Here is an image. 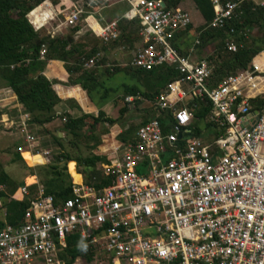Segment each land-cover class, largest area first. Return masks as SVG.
Listing matches in <instances>:
<instances>
[{
	"label": "built area",
	"instance_id": "obj_1",
	"mask_svg": "<svg viewBox=\"0 0 264 264\" xmlns=\"http://www.w3.org/2000/svg\"><path fill=\"white\" fill-rule=\"evenodd\" d=\"M242 1L210 0L207 27H225ZM249 1L264 10V0ZM120 3L125 9L119 15L100 20L103 10ZM58 15L61 24L80 22L102 43L118 38L119 20L135 21L138 44L129 65L145 71L165 65L177 76L154 98V114L137 126L133 140L104 151L110 160L97 167L109 184L80 178L59 201L38 186L16 224L6 222L0 205V264H65L59 254L73 233L92 249L95 264H264V102L251 108L264 94V71L252 58L247 68L212 82V65L194 52L198 33L186 54L172 46L191 21L186 9L163 0H98L89 11L79 3L65 10L35 6L25 17L38 31ZM224 47L235 51L231 37ZM45 54L41 42L38 59ZM100 55L96 51L82 66H94ZM192 99L209 104L202 123L213 130L211 139L193 133ZM28 120L23 112L16 125L26 149L46 156ZM29 193L21 185L9 197Z\"/></svg>",
	"mask_w": 264,
	"mask_h": 264
},
{
	"label": "trees",
	"instance_id": "obj_2",
	"mask_svg": "<svg viewBox=\"0 0 264 264\" xmlns=\"http://www.w3.org/2000/svg\"><path fill=\"white\" fill-rule=\"evenodd\" d=\"M44 0H0V79H3L6 86L14 93L16 100L22 106L24 112L29 113L30 121L36 124H43L50 121L55 116L54 107L60 102L51 88V82L42 74V69L48 58L63 61V66L68 74L65 84L78 85L86 94L89 101L100 105L109 98V93L115 91L110 87H105L103 81L112 74L122 73L134 80L132 84H119L121 95L113 99L114 102L122 100V106L118 108V115L115 118L109 117L101 109H97L95 114L82 113L73 116L64 113L62 128L64 136L57 138L50 135L51 140L58 146L59 151L52 155L49 163L27 167L15 150L13 159L22 163L30 174L37 177V182L42 187L43 194H49L55 201H59L70 195V185L79 180V173L86 184L93 186H104L110 183L109 178L101 175L97 167L99 163L108 162L109 155H73L63 148V143L73 150H78L80 138H84V146L93 149L99 143V137L95 134L97 124L111 126L119 123V119L128 110L129 102L124 101V97L133 96V106H138L141 111L140 121L136 124H129L122 129L117 137L119 141L133 140L134 132L139 124L147 120V112L152 111L151 104L154 98L165 87L166 83L175 79L177 71L173 67L159 65L150 70L136 69L130 65L115 64L99 69L103 60L99 59L94 66L84 68L83 60L92 56L98 49H104L103 43L98 47H91L86 51L73 44L70 38H50L34 31L28 23L25 15L28 11L40 4ZM51 4H58L61 10L79 3L84 10L94 9L98 0H47ZM168 7H175L181 0H163ZM195 9L202 19L201 25L196 29L190 22L185 30L178 31L172 38V46L180 53L186 54L187 48L193 43L195 34L198 33V44L195 45L196 56L206 48L211 50L205 58L211 65V81L217 82L223 76L235 71L247 68L254 55L264 50V10L260 6L254 5L249 0H243L236 16L232 18L225 27L211 28L207 24L213 16V8L210 0H191ZM222 2L224 0H221ZM83 16V15H82ZM81 26L77 23L69 26L70 32L76 31ZM136 26L134 29L131 27ZM119 30L116 44L128 41L131 35L137 36V23L121 19L117 23ZM255 28V34L251 30ZM232 30L231 33L229 30ZM231 37L236 45L235 51H228L224 47V39ZM41 42L47 43V52L44 59H38V49ZM129 43V42H128ZM130 44V43H129ZM73 59L67 62V59ZM67 62V63H66ZM96 99L100 102L97 103ZM144 101L146 106H139ZM264 102V94L251 100L252 109H260ZM149 103V104H148ZM187 107L191 111L192 130L198 134L200 129L198 122H202L209 110V104L192 99L187 102ZM167 115V113L165 114ZM62 117V116H61ZM167 117V116H165ZM162 120V118H160ZM24 157L29 164L28 155ZM37 162V159H35ZM77 169V173L73 170ZM0 185L4 186L0 190V205L4 209L5 220L8 224H16L23 211L27 208L29 200L35 193V185L30 184V195L17 198H10L9 194L19 185L14 184L7 173L0 166ZM66 248L59 254L65 264H72L76 258H82L90 262L93 258L92 249L81 241L77 234L73 233L67 237Z\"/></svg>",
	"mask_w": 264,
	"mask_h": 264
},
{
	"label": "crops",
	"instance_id": "obj_3",
	"mask_svg": "<svg viewBox=\"0 0 264 264\" xmlns=\"http://www.w3.org/2000/svg\"><path fill=\"white\" fill-rule=\"evenodd\" d=\"M62 1L64 3H66V0H62ZM182 1L183 0H181V3H182ZM190 2H191L190 5L192 4L191 5L192 8L195 9L191 0H190ZM187 4H188V1H187ZM47 5H50V8H48ZM59 5H60V3L54 5V4H51L49 1L45 0L44 3L41 2L39 5L36 6V8L41 6L44 9H50V10L52 8L61 9V8H59ZM178 5L180 6V4H178ZM113 7L117 8V4L111 6L110 8L103 10L101 12V14H99V15L105 16V20L109 21L110 19L114 18L115 15H119V14H117L118 11L113 10ZM187 7H189V6H187ZM187 7H185V8H187ZM187 11L189 13V10H187ZM57 18L59 21L55 20V21H51V22L45 24L44 26H42L38 30V32L42 35L48 36V37L53 38V39L54 38H60V37H68L71 39L73 44H75V45L77 44L78 48L82 51H86L89 48L94 47L93 43H98V41L101 43V41L99 39H97L95 36H93L90 33V31H88L83 25H81L76 31L70 32L71 27L65 26V25L60 23V19L62 17L60 15H58ZM200 20H202L201 17L199 18V21ZM192 27L196 28V26H193V25H192ZM255 31H256L255 28H253L251 30V33L255 34L256 33ZM93 37H95L98 41L95 40ZM93 39H94V41H93ZM45 45L47 47V43H45ZM105 49H103V50L98 49L100 52H102L101 55H103L105 53V56H107L108 54L112 53V50H105ZM46 52H47V48H46ZM131 54H132V52L130 53V58H131ZM73 57H75V56H72L71 58L67 59V62H70L73 59ZM127 59H128V57H127ZM253 61L259 66V68L262 71H264V50L260 51L256 55H254ZM63 64L64 63L62 60H58V59H54V58H48L44 64V67L42 69V74L46 79H48L51 82V88L54 91V93L56 94V96L60 99V102H58L55 105V107H54L55 116L50 121H47L43 124H36V123L28 120V130L33 135H34V133H33L34 131L41 130L43 133H46V135H48L49 137H50V135H53L57 138L63 137L64 131L62 128V122L63 121L61 120V116H63L64 113H68V114H71L73 116H77V115H80L81 112L82 113H88L89 112V113L95 114L97 109H101L105 114H107L111 118L116 117L112 114L111 108H113V110L115 108L117 110V113H118V105L115 104L117 102L113 101V103H112V101H111L114 98H109V99L105 100V102L101 103L98 107V105L89 101L85 92L78 85L65 84L67 81L68 74L65 71ZM123 64H124V62H122V65ZM23 112L24 111L22 110V106H21V104H19L17 102L14 93L10 90L9 87L6 86L4 80L0 79V124H2L0 126V135L7 134L10 136V139H12L14 144H15L14 148L17 150V152H18L19 156L21 157L25 166L33 167L35 165L47 164V163H49V160H48L49 150L47 148L45 149L43 147H39L40 144H39L38 140H37V143H38L37 147H39L40 149L48 151V154L46 155V157L42 156L40 154L39 155L31 154L26 149L25 143H24L23 138H22V133L20 132V130L16 126L18 121H19V117ZM149 117H151V116H149ZM149 117H147V119ZM29 119H30V116H29ZM117 124H118V122L111 125V126H108L106 124L103 125L105 127V129H107V132L104 134H101V139H99V143L93 149H90V150H94L96 148L97 152H94L93 154L105 155L104 151L106 149H108L109 145L115 141H119L118 137H117L118 133L122 129L127 128L128 125H123V126L117 127ZM3 125H5L6 128H4ZM7 126H10V127L8 128ZM114 126L117 127L116 130H114ZM31 130H33V132ZM50 140H51V137H50ZM13 152H12V154H13ZM24 153L28 155V159L31 162V164H29L27 162V160L25 159ZM35 159H37V161H38L37 163L35 162ZM74 169H75V167L73 166V170ZM74 171H75V173H77L76 170H74ZM66 172L68 173L71 181H73L70 173L67 170V166H66ZM77 174L79 175V179L82 178L79 173H77ZM30 184L35 185V192H36V187L41 186L37 182V177L35 175H32L28 171H25L24 179L22 180V182H20L17 185H19V186L25 185V186H27L28 191H30V189L28 188V186ZM2 187L4 188V186H2ZM15 189L13 191H15Z\"/></svg>",
	"mask_w": 264,
	"mask_h": 264
},
{
	"label": "rangeland",
	"instance_id": "obj_4",
	"mask_svg": "<svg viewBox=\"0 0 264 264\" xmlns=\"http://www.w3.org/2000/svg\"><path fill=\"white\" fill-rule=\"evenodd\" d=\"M187 1H188V4H187ZM190 3H191L190 0H183L182 3L180 1L179 4L181 7H184V9L189 10L188 14L190 17V21H191L192 25L196 26V28H197L199 25H201L202 20L199 21L200 15L198 14V12L194 8H192V6H191L192 4L190 5ZM186 5L189 7H187ZM185 7H187L188 9ZM82 9H83V7H82ZM124 9H125V5L122 3L117 4V8L113 7L114 11H118L117 14L121 13ZM100 20L105 21V16L101 15ZM135 27L136 26H133L131 28L134 29ZM196 28H194V29H196ZM93 38L95 40H97L95 37H93ZM94 39H93V41H94ZM101 43L98 41V43H93V44L95 47L99 48V46H100L99 44H101ZM137 44H138V42L136 41V38L133 35L130 36L128 41H124L121 44H116L115 41L103 43L104 49L106 48L105 50H112V53L108 54L107 56H105V53L103 54L104 56L100 55L101 56L100 59L103 60V64H101L99 66V69H102L106 66H112L115 64L122 65V62H124L123 65H127V64L129 65L130 53L132 52V49H134L136 47ZM210 50H211V48L208 47L205 50L201 51L197 56H205L206 53L209 52ZM100 53H102V52H100ZM127 57H128V59H127ZM123 83L132 84V83H134V80L132 78H130L129 76H126L122 73H116V74L114 73L110 77L106 78L103 81V85L105 87H110L114 90L116 89L115 91L109 93V98H115V97L121 95V91L117 88L119 87V84H123ZM111 101L113 103V99ZM96 102L99 103L100 100L96 99ZM115 104L118 105V108L123 105L122 100H118L117 103H115ZM139 106H146V104L144 103V101H142ZM127 107H128V110L119 119V123H118L119 125L117 124V127H120L123 125H129V124H136L140 120L141 111L138 110V106L134 107L133 103L131 101V102H129ZM111 110H112V114L114 116L118 115L117 110L115 108H114V110H113V108H111ZM153 114H154V112L148 111L147 117L152 116ZM103 125H104V123L103 124H97V126L94 130L95 134L99 137V139H101V134H104L107 132V129H105V127ZM196 125H197V127H199L200 131L202 132L201 135L203 136V139L207 140V139L212 138L211 135L213 134V130L211 128L205 126V124L202 122H198ZM117 127L114 126V130H116ZM31 131L33 132V130H31ZM33 133L36 136V138L40 144L39 147H43L45 149L47 148L49 150L48 160L50 161L52 155H54L55 153H57L59 151L58 146L56 144H54L52 142V140H50V137L48 135H46V133H43L41 130H36ZM84 141H85L84 138H80L79 143H78L79 149L77 151L68 148L65 145V143H63L62 146L64 149H66L69 153H71L73 155H76V154L87 155L90 153L97 152L96 148L94 150L87 149L84 146ZM14 145L15 144H14L13 140L10 139L9 135H7V134L0 135V166L7 173L9 179L14 184L17 185L20 182H22V180L24 179L25 171H28V170L23 166V165H25L24 163L22 165V163L20 161L13 159L12 152L16 150L14 148ZM74 170H77V169H74ZM96 262H97V260H95V258H92V260L90 262H86L82 258L78 257V258H76V260L72 264H95Z\"/></svg>",
	"mask_w": 264,
	"mask_h": 264
}]
</instances>
